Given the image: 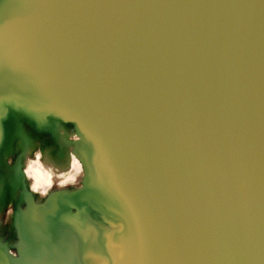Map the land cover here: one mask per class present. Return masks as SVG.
I'll use <instances>...</instances> for the list:
<instances>
[{"label":"bare ground","instance_id":"obj_1","mask_svg":"<svg viewBox=\"0 0 264 264\" xmlns=\"http://www.w3.org/2000/svg\"><path fill=\"white\" fill-rule=\"evenodd\" d=\"M61 5L0 0V205L12 206L0 228V264H264V0H122L115 9L103 0L123 64L117 118L106 52L86 59L98 83L76 85L70 58L60 65L40 51L37 27L55 22ZM25 10L37 28L28 35ZM192 21L197 46L186 51L182 27ZM54 28L60 47L66 33ZM185 30L194 33L190 25ZM16 42L18 54L11 51ZM138 52L142 66L159 58L151 81L150 73L137 76ZM88 85L106 92L89 111L81 104ZM161 102L154 114L152 104ZM139 121L146 143L134 131ZM77 122L82 141L71 145L60 132ZM173 124L183 131L168 128ZM122 138L132 144L134 167L145 147L154 169L161 167L144 198L136 184L128 186L123 160L113 159ZM31 153L57 179L73 169L85 174L81 197L31 194L23 173ZM184 197L200 208L179 206Z\"/></svg>","mask_w":264,"mask_h":264},{"label":"water","instance_id":"obj_2","mask_svg":"<svg viewBox=\"0 0 264 264\" xmlns=\"http://www.w3.org/2000/svg\"><path fill=\"white\" fill-rule=\"evenodd\" d=\"M60 1V0H58ZM103 0H61L62 5L60 8H56V14L57 16L54 18L55 22H49L45 23V25L39 24L37 27L38 31L42 34V45L40 48V51H45L46 56L49 60H52V58L58 57L60 60V65H62L63 58H70L71 64L68 65V67L71 65L72 67V80L77 85V83L80 82L82 79H84L87 82H92V79L94 78L95 82L98 83L97 78H95V66L93 68H90L91 65H86V59L89 56L95 57V54H97L100 51L106 52V56L108 59H111L112 65L110 66L111 72H112V78L111 81L113 83V88L111 90V99L115 103L116 112H118L119 117V111L122 106L123 101V93H124V83H123V70H122V63H121V57L119 56V52L117 50V45L114 42L115 38L111 34V31L109 30V25L107 22L108 16L110 17V8H104L107 9V12L103 11L101 9L100 3H102ZM122 0H110L112 4L114 5L113 9H115V5L119 6L120 2ZM110 6V5H109ZM32 10V9H31ZM29 11L25 10V13L28 14V16L31 18L32 22L29 23V26L27 29V35L31 32H36L37 28L33 27L34 21L32 17L30 16ZM37 19H39L38 15L34 14ZM102 15L105 16L104 19H102ZM111 18V17H110ZM116 21V24L119 23V17L117 16V19H112ZM54 23L55 26L59 25L62 26L65 30L64 33H66L65 38L62 39L60 42V47L57 46V42L54 41ZM52 24V25H51ZM10 24L7 25V31L9 27L8 34L12 33V27L10 28ZM190 25L194 29V33L190 34L189 31L185 30V26ZM186 25H184L183 32V40H184V49L186 51L194 49L196 44V38L194 37L195 34L198 32V22L192 21L188 22ZM7 37V32L4 33ZM10 38V36H9ZM14 39L13 41H17V37L14 35L12 36ZM34 40H37L38 38H33ZM158 43V40H155V44ZM19 43H15V48H11V51H15L16 54L20 52L21 47L18 45ZM122 44V43H121ZM142 44L144 47H148V44L145 42L144 38L142 40ZM60 49V55L59 53ZM122 54V52H121ZM144 55V52H138L136 54L135 58L139 59V63L137 65L136 73L138 77H142L144 75H147L148 73L151 74V79L156 78L159 74V69L161 68L159 64V58L157 56H154L146 65L142 66L140 65L141 59ZM84 63V64H83ZM66 67V63H65ZM187 71V69H184ZM184 83V80L182 81ZM186 84V83H184ZM98 90H96L94 87L88 85L85 89L84 96L81 99V104L84 105V107L89 111L93 106H100L104 102V98L106 97V92H101L100 88L97 86ZM180 96L184 102H188L187 95L184 93H180ZM207 99L211 100L210 95H207ZM162 105V102L157 107L155 104H152L153 112L156 114L160 110V106ZM149 105H144L143 111L148 112ZM151 108V109H152ZM108 117L112 118L114 120V124H111L114 128L116 127L117 123L114 111L111 110L108 111ZM131 123V122H130ZM173 130H176V133H181L183 130H179L178 125H171L168 128H171ZM192 127V125H191ZM126 131L124 132V135L129 131V128H125ZM134 130L137 133V138L140 144V139L146 143V141L149 139L148 136V130H143L141 123L139 121L138 127ZM175 133V136H176ZM173 137L174 140H176V137ZM171 139V138H170ZM170 144L171 143V140ZM157 143V141L155 142ZM173 146V145H172ZM148 147H145L142 149V152L146 155L142 159V155L140 153V156L137 159V162L134 167V156H133V148L130 140L122 138L119 139L116 143L115 149L113 151V159L115 160V164L123 160V164L126 166V182L129 183L128 186L131 188L136 184L140 189L138 192L143 196V198L146 195V192L149 188V181L151 179L152 181V172H156L160 174L162 172L161 167L157 163V169H154V163L152 165L151 161V155H147L145 152V149ZM169 150L164 151L167 153ZM153 157V156H152ZM167 158V157H166ZM152 165V166H151ZM118 168V172H119ZM161 170V171H160ZM182 172L181 170L176 171V175L180 178H182ZM120 179V178H119ZM121 180V179H120ZM125 183V182H124ZM131 195H133V192H131ZM179 206L184 207L186 209L192 210L193 208H200L199 204L196 203L192 199H187L184 197V204H179ZM183 208V209H184Z\"/></svg>","mask_w":264,"mask_h":264},{"label":"rangeland","instance_id":"obj_3","mask_svg":"<svg viewBox=\"0 0 264 264\" xmlns=\"http://www.w3.org/2000/svg\"><path fill=\"white\" fill-rule=\"evenodd\" d=\"M4 99H5V97H4ZM3 103H4V101H3ZM7 106L10 107L9 105H7ZM5 107H6V104H5ZM8 107H7V115H9V113H10L9 112L10 109H8ZM13 123H14V121H13ZM81 125H82L81 122H77V123L71 124V126L68 127L67 130H66V128H64L65 132L62 130L60 132V135L63 136L64 138H66V140L71 145L72 144H78V143H80L82 141V137L79 135L80 129L82 127ZM5 126H7V125H5ZM5 126L2 127V132H4L5 129L8 128V126L7 127H5ZM45 146L48 147L49 144H47V145L46 144H42V145H40V148H43ZM43 153H45V154H43L44 158H45L46 155H48V153L47 152H43ZM29 162H36V155H33V153H31V157L28 159V163L27 164H29ZM41 163H42V157L39 158L38 164L40 166L41 173H43L45 171L47 172V168L44 171V169H43L44 166L41 167ZM80 166H81V169H83L82 164H80ZM77 170L78 169H73V171L71 172L75 176V182L67 183V184H63L62 185L60 183L61 179H57L56 177L52 176V185H51V187H47L41 181V190L40 191H33L32 184L35 182L34 178L29 177L26 174L25 170L23 171V173L29 177V180H28L30 182V190L29 191L33 195L41 196V198H43V199H50V198L54 199V198L59 197V196H64V197H66L68 199H71L72 197L75 196L77 199H79V197H81V195H82V192L84 191L83 190L84 186H83L82 180L85 179V174L82 177V175L79 172V170L78 171ZM45 188H46V191L44 190ZM0 207H1L0 208V228H3V224H4L5 219L7 217L6 214L7 213L10 214L12 206L8 207L7 206V202H2ZM7 252L10 255H12V256H17L15 248H10L9 247L7 249ZM134 264H142V263H141V261H139V262L134 261Z\"/></svg>","mask_w":264,"mask_h":264},{"label":"clouds","instance_id":"obj_4","mask_svg":"<svg viewBox=\"0 0 264 264\" xmlns=\"http://www.w3.org/2000/svg\"><path fill=\"white\" fill-rule=\"evenodd\" d=\"M38 161H39V153H37L36 162H29V164L27 165V168L25 169L26 174L29 177L34 178V180H35V182L32 184L33 191H40L41 190V181L47 187H51V185H52V174H51V172L41 173ZM72 182H75V176L72 173H68L60 181V183L62 185L67 184V183H72ZM44 190L46 191V188Z\"/></svg>","mask_w":264,"mask_h":264},{"label":"snow or ice","instance_id":"obj_5","mask_svg":"<svg viewBox=\"0 0 264 264\" xmlns=\"http://www.w3.org/2000/svg\"><path fill=\"white\" fill-rule=\"evenodd\" d=\"M78 164L77 161H75V158H73V166L75 167Z\"/></svg>","mask_w":264,"mask_h":264}]
</instances>
